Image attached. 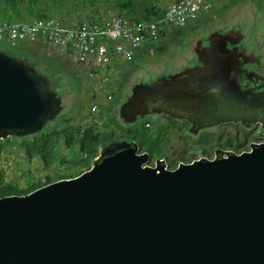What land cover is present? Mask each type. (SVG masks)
<instances>
[{"label": "water", "instance_id": "1", "mask_svg": "<svg viewBox=\"0 0 264 264\" xmlns=\"http://www.w3.org/2000/svg\"><path fill=\"white\" fill-rule=\"evenodd\" d=\"M213 35L223 46L242 39L239 30ZM204 50L200 66L133 86L122 122L235 112L226 49ZM53 86L0 51V142L31 138L58 116ZM149 159L133 140L110 142L81 174L0 197V264H264V144L173 170Z\"/></svg>", "mask_w": 264, "mask_h": 264}, {"label": "rangeland", "instance_id": "2", "mask_svg": "<svg viewBox=\"0 0 264 264\" xmlns=\"http://www.w3.org/2000/svg\"><path fill=\"white\" fill-rule=\"evenodd\" d=\"M170 1L154 0V3L165 7ZM209 1L212 3V9L208 15L206 14L203 18L187 25L182 30L165 26L162 31L163 34L159 36L158 40L145 46L146 48L144 47L142 50L133 52L134 63L140 58L139 55L146 58L153 53L152 55L161 57L159 69L167 71L168 66L171 64V70L178 71V69L191 63L187 60L186 55L181 56V54L187 52V47L194 40L205 37L212 31H217L218 29L224 31L236 27L241 30V34L244 37L243 42L247 45H253L257 35L264 32V0ZM95 7L93 11H97L99 15H105V12H110L125 18L127 16L126 11H121L117 8L113 9L101 3L96 4ZM90 11L92 10L88 9V12ZM81 13L80 9L74 11L68 8L66 11H62L57 18L65 22H71L75 19L85 18V16L86 19H88V16L94 17V14H92L94 12H91L88 16L87 13ZM3 18H6L5 20L10 18L8 20L16 21L32 20V18L17 20L13 16L0 15V20ZM34 41L22 42L19 44L22 46L18 45L19 47L16 48H10L8 45L0 43V51L7 52L16 58H24L28 55V52L22 48L23 44H25L30 45V47H27L32 49V51L37 48L35 52L46 55L45 59L43 56H39L40 53L39 55H34L32 61H38L40 64L37 63L36 65L47 70L38 69V72L43 76L52 77L53 88H55L54 90L58 93V96L62 97L63 107L55 119L63 118L66 121H70L73 126L80 128V130L93 126L94 129L99 131H107L108 133L112 131L114 136L109 135L108 143L130 141L132 137H135L137 142H139L138 140L141 141L139 149L148 150L153 156L159 153L161 149L163 153L167 152L165 145H167L168 140V129L159 124L157 116L151 114L144 118H138L132 124H124L119 117V109L128 98L127 94L130 91L129 88L123 89L131 80L128 77V64L126 65L125 61L119 62L115 60L107 68L87 67L74 58V54L70 49H67V51L62 50L63 53L60 54L58 50H54L51 44H45L41 40L33 43ZM176 54L179 58L174 61ZM156 77L158 76L155 71L153 72L151 69L146 71L144 68L142 75L131 80L130 83L132 87L139 83L147 84L148 81ZM92 105L98 107V111L94 116H92L90 110ZM103 116L106 118L105 122L100 125L95 123L96 118L101 119ZM144 122L149 123L147 130L143 128ZM162 132L166 134H162ZM161 134L162 137H160ZM59 140L55 160L48 166L39 157L28 158L25 155L24 147L21 149L16 144L10 146L14 141L13 139L9 138V141H1L0 171L3 173L4 180L15 182L25 189L28 187L29 181L43 184L49 179V183H53L73 177L79 171H84L87 165L91 163L89 156L85 158L78 149L72 152L71 149L65 146L62 137ZM163 146L165 147L163 148ZM177 146H179L178 141L176 143L173 140L172 148H169L167 154H175V156L181 157L189 155L188 151H184L183 148H181L180 152L174 151ZM198 149L195 152L201 151L200 148ZM141 152L144 153L145 151Z\"/></svg>", "mask_w": 264, "mask_h": 264}, {"label": "flooded vegetation", "instance_id": "3", "mask_svg": "<svg viewBox=\"0 0 264 264\" xmlns=\"http://www.w3.org/2000/svg\"><path fill=\"white\" fill-rule=\"evenodd\" d=\"M238 30L236 27L224 31L218 29L217 31L210 32L205 37L194 40L187 47V52L181 54V56L186 55L187 60L191 63L186 67L178 69V71H172L171 64L168 66L167 71L159 69L161 57L154 56L152 55L153 53L150 54V57L146 58L139 55L140 58L137 59L136 63H134L135 59L133 60V57L129 61H125L126 65L128 64V77L131 80L140 77L144 68L146 71L149 69L153 72L155 71L158 77L148 81V83H151L157 78L172 76L200 66L201 61L207 59L204 49L209 45H212L216 49H226L225 52H222L225 57L222 56L221 66L226 68L228 72L227 80L234 91L232 106H234L235 112L226 117L208 119L204 116L196 119L193 116H171L163 113L152 114L159 118L158 122L160 125L168 129V140L167 145H165L167 148V152L165 153L161 149L159 153L153 156V154L145 151L149 155L148 164L150 166H153L155 161L159 160L165 164L167 169L173 170L179 164H189L197 160L211 161L216 156H238L264 144V32L257 35L253 45L244 43L242 35V39L238 43H235V41L238 40L239 36L237 38L230 36L227 39L228 42L223 46L222 44H218L219 42L215 43L222 37L217 38L216 35H213H224L225 33ZM239 31L241 32V30ZM23 45L22 48L28 52V55L18 59L25 60V62L34 65L37 69H45L36 65L37 63L40 64L38 61H32V57L40 53L35 52L37 48L32 51L29 48L30 45ZM39 56H43L44 59L46 58V55L44 56L41 53ZM178 58L179 56L176 54L174 61ZM213 60L216 62L217 59ZM130 81L123 88H129L128 97L132 89ZM59 98L62 104V97L60 95ZM162 134L166 133L162 132ZM162 134L160 137H162ZM173 140L176 143L178 141L179 144V146L174 148V151L180 152L181 148H183L184 151H188L189 155L183 157L175 156V154L168 155L167 153L169 148H172ZM135 142L140 145V142ZM198 148L201 151L195 152L199 150Z\"/></svg>", "mask_w": 264, "mask_h": 264}, {"label": "built area", "instance_id": "4", "mask_svg": "<svg viewBox=\"0 0 264 264\" xmlns=\"http://www.w3.org/2000/svg\"><path fill=\"white\" fill-rule=\"evenodd\" d=\"M212 9L209 0H171L159 21H137L110 12L94 19L64 24L45 17L25 22L0 21V43L10 47L41 37L51 45L75 52L79 63L92 68L109 66L115 60L129 61L133 52L158 39L167 26L182 30ZM92 116L98 111L92 105ZM98 125L106 121L96 118Z\"/></svg>", "mask_w": 264, "mask_h": 264}, {"label": "trees", "instance_id": "5", "mask_svg": "<svg viewBox=\"0 0 264 264\" xmlns=\"http://www.w3.org/2000/svg\"><path fill=\"white\" fill-rule=\"evenodd\" d=\"M100 3L113 9L117 8L121 11H126V18L120 15L118 16L137 21H159L164 11V7L155 4L154 0H0V15L8 17L13 16L17 20H26L30 18L41 19L45 17L57 18L62 11L71 8L74 11L80 9L82 13H87V16L90 15L91 12H94L92 13L94 17L88 16V19H86L85 16V18L77 17L79 19H75L90 20L99 15L97 11L93 10H95L96 4ZM88 9L92 11L88 12ZM5 19L6 18H3L0 21H16L8 20L10 18L7 20ZM160 34L163 33L160 32ZM148 127L149 123L144 122L143 128L147 130ZM109 135L114 136L112 131H109V133L107 131H99L98 129H94L93 126L80 130V128L73 126L70 121L57 118L47 123L42 131L33 135L31 138L22 139L14 137L13 140L21 149L22 147L25 148L26 151L24 150V152L28 158L34 156L39 157L41 161L48 166L55 160L56 148L61 137L64 140L65 146L71 149L72 152L78 149L85 158L89 156L92 160L97 155L98 148L108 143ZM6 140L9 141V138ZM131 140L136 141V138L132 137ZM138 141L141 143L140 140ZM139 146H141V144ZM141 149L140 151H148ZM89 167L90 165H87L84 171L88 170ZM84 171L77 172L75 176ZM69 178H72V176ZM47 184H49V179L43 184L29 181L28 187L24 189L15 182L5 181L3 173L0 171V197L25 195Z\"/></svg>", "mask_w": 264, "mask_h": 264}, {"label": "bare ground", "instance_id": "6", "mask_svg": "<svg viewBox=\"0 0 264 264\" xmlns=\"http://www.w3.org/2000/svg\"><path fill=\"white\" fill-rule=\"evenodd\" d=\"M51 18H55V17H51ZM56 20H58V21H60V22H62V23H64V24H71V23H77V22H80L81 20H86V19H81V20H73V21H71V22H65V21H63V20H60V19H58V18H55ZM32 20H37V19H32ZM29 21H31V20H29ZM7 22H25V21H7ZM34 40H43L45 43H48L46 40H44L43 38H41V37H38V38H35V39H33V40H27V41H34ZM23 42H25V41H23ZM22 42H19L16 46H14V47H10V48H16V47H18V45L19 44H21ZM48 44H50V43H48ZM53 46V45H52ZM55 47V46H54ZM7 53V52H6ZM7 54H9V53H7ZM36 68V67H35ZM36 70H38L37 68H36ZM50 77V76H49ZM51 78V77H50ZM53 81V80H52ZM64 122V121H63ZM96 136V135H95ZM5 193V192H4ZM22 194V193H21Z\"/></svg>", "mask_w": 264, "mask_h": 264}, {"label": "crops", "instance_id": "7", "mask_svg": "<svg viewBox=\"0 0 264 264\" xmlns=\"http://www.w3.org/2000/svg\"><path fill=\"white\" fill-rule=\"evenodd\" d=\"M208 15V14H207ZM42 42H44L43 40H41ZM36 42H38V40H35L33 43H36ZM45 43V42H44ZM46 44V43H45ZM48 45V44H47ZM51 46V45H50ZM53 48H54V50H58L59 52L58 53H63L62 52V50H64V49H61V48H57V47H54V46H52ZM66 51H67V49H66ZM72 51V53L74 54V58L76 59V55H75V52L73 51V50H71ZM77 60V59H76Z\"/></svg>", "mask_w": 264, "mask_h": 264}, {"label": "clouds", "instance_id": "8", "mask_svg": "<svg viewBox=\"0 0 264 264\" xmlns=\"http://www.w3.org/2000/svg\"><path fill=\"white\" fill-rule=\"evenodd\" d=\"M209 13H210V11H209L208 13H206V14H209ZM206 14H205V15H206ZM205 15H204V16H205ZM204 16H203V17H204ZM203 17H202V18H203ZM162 31H163V29L161 30V32H162ZM160 35H161V34H159V36H160ZM159 36H158V38H159ZM157 40H158V39H157ZM148 45H149V44H148ZM145 46H147V45H145ZM145 46H143V47H145ZM143 47H142V48H143ZM142 48H141V49H142ZM141 49H140V50H141ZM119 62H121V61H119ZM110 65H111V64H110ZM110 65H109V66H110ZM107 67H108V66H107ZM107 67H105V68H107Z\"/></svg>", "mask_w": 264, "mask_h": 264}]
</instances>
